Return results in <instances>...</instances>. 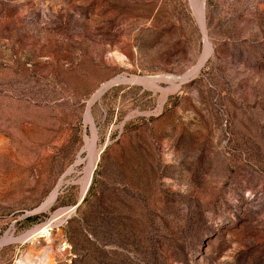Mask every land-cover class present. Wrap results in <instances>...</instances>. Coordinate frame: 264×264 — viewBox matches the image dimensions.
Masks as SVG:
<instances>
[{"label": "rangeland", "instance_id": "1", "mask_svg": "<svg viewBox=\"0 0 264 264\" xmlns=\"http://www.w3.org/2000/svg\"><path fill=\"white\" fill-rule=\"evenodd\" d=\"M0 264H264V0H0Z\"/></svg>", "mask_w": 264, "mask_h": 264}, {"label": "bare ground", "instance_id": "2", "mask_svg": "<svg viewBox=\"0 0 264 264\" xmlns=\"http://www.w3.org/2000/svg\"><path fill=\"white\" fill-rule=\"evenodd\" d=\"M86 146V145H85ZM91 149V148H90ZM93 149V148H92ZM91 149V150H92ZM89 150V149H88ZM94 166V165H93ZM90 176V175H89ZM88 179V178H87ZM86 179V180H87ZM86 183V182H85ZM84 186V185H83ZM88 186V184L86 185V187ZM85 191V190H84ZM54 195V194H53ZM52 198V197H51ZM59 213V212H58ZM60 215V214H59ZM58 215L54 216L48 223H46L45 225H43L42 227L36 229L34 232L32 231V233L29 235L28 237V241L32 240L34 237H48L49 236V232L50 230L53 228V225L56 223V218Z\"/></svg>", "mask_w": 264, "mask_h": 264}]
</instances>
